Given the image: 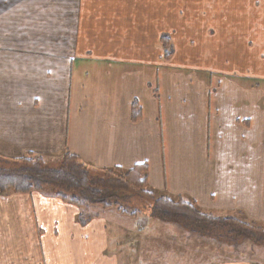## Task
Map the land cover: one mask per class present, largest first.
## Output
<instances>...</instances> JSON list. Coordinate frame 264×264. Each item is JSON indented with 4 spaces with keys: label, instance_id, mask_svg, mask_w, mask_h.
<instances>
[{
    "label": "crops",
    "instance_id": "0c3cea01",
    "mask_svg": "<svg viewBox=\"0 0 264 264\" xmlns=\"http://www.w3.org/2000/svg\"><path fill=\"white\" fill-rule=\"evenodd\" d=\"M66 151L264 224V0H0V165ZM59 193H0V264H127L164 241L173 264H258Z\"/></svg>",
    "mask_w": 264,
    "mask_h": 264
},
{
    "label": "trees",
    "instance_id": "16d2710c",
    "mask_svg": "<svg viewBox=\"0 0 264 264\" xmlns=\"http://www.w3.org/2000/svg\"><path fill=\"white\" fill-rule=\"evenodd\" d=\"M166 42H163V46L165 56H168ZM138 114L137 108L133 107V117ZM56 163L58 165L52 167L34 154L11 162L5 161L0 165V193H30L53 186L60 189L61 197L75 204L84 207L97 206L101 209L112 206L121 212H128L123 204L126 197L137 193L150 199L153 216L165 221L174 220L191 232L206 234L219 241L236 243L249 240L255 244H264V224L234 216H214L201 211L192 202L157 195L146 188L144 163L136 164L126 171L117 167L97 169L87 166L77 155L68 151ZM65 191L69 192L66 194ZM136 212L134 210L130 214Z\"/></svg>",
    "mask_w": 264,
    "mask_h": 264
},
{
    "label": "rangeland",
    "instance_id": "374dc122",
    "mask_svg": "<svg viewBox=\"0 0 264 264\" xmlns=\"http://www.w3.org/2000/svg\"><path fill=\"white\" fill-rule=\"evenodd\" d=\"M167 50H169V47H166ZM58 164L57 163H51L50 166L56 167ZM53 187V186H50ZM56 188L58 191H60L59 188ZM66 194L69 191H65ZM150 199L146 198L144 195L137 194V193H132L131 196L126 197L124 200V206L127 209L129 213L132 211L136 210L138 213V219H139V224L144 225V228L147 230V232L151 231L152 228L159 222L155 221H165L162 220L158 217H155L151 214V205H150ZM110 209L117 210L116 207H110ZM154 217L156 219L154 222L151 223V220H149L148 217ZM131 221V220H130ZM133 223V222H132ZM222 240L219 242L221 245H227L228 247L235 246V251H228V250H223V248L220 250V256H227V254L232 253L230 256H241L244 258H247L249 260H253L258 264H264V244H255L250 242L249 240H240L237 241L236 243L228 241V240ZM163 242V241H160ZM164 241L162 243V252L161 254L158 253V250L150 249L149 251H145L144 254L138 255L136 259L131 256V259L129 261H126L127 264H173L172 262H175L174 260H170L171 253L166 252L165 249L169 247L168 243ZM217 243V244H219ZM197 257H201V255H197ZM179 262V261H178Z\"/></svg>",
    "mask_w": 264,
    "mask_h": 264
}]
</instances>
